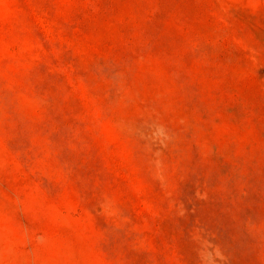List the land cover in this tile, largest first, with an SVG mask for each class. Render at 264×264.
Instances as JSON below:
<instances>
[{"label": "rangeland", "instance_id": "rangeland-1", "mask_svg": "<svg viewBox=\"0 0 264 264\" xmlns=\"http://www.w3.org/2000/svg\"><path fill=\"white\" fill-rule=\"evenodd\" d=\"M0 264H264V0H0Z\"/></svg>", "mask_w": 264, "mask_h": 264}]
</instances>
